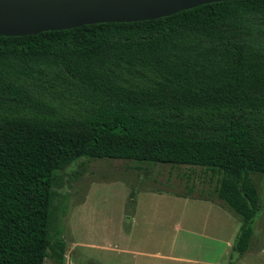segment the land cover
Returning <instances> with one entry per match:
<instances>
[{
  "label": "trees",
  "instance_id": "obj_1",
  "mask_svg": "<svg viewBox=\"0 0 264 264\" xmlns=\"http://www.w3.org/2000/svg\"><path fill=\"white\" fill-rule=\"evenodd\" d=\"M82 158L211 172L244 256L262 207L264 0L0 36V264L65 263L55 188Z\"/></svg>",
  "mask_w": 264,
  "mask_h": 264
},
{
  "label": "rangeland",
  "instance_id": "obj_2",
  "mask_svg": "<svg viewBox=\"0 0 264 264\" xmlns=\"http://www.w3.org/2000/svg\"><path fill=\"white\" fill-rule=\"evenodd\" d=\"M59 176L51 234L67 243L64 264H264V173L252 174L262 207L244 256L241 219L201 167L82 158Z\"/></svg>",
  "mask_w": 264,
  "mask_h": 264
},
{
  "label": "water",
  "instance_id": "obj_3",
  "mask_svg": "<svg viewBox=\"0 0 264 264\" xmlns=\"http://www.w3.org/2000/svg\"><path fill=\"white\" fill-rule=\"evenodd\" d=\"M225 1L232 0H0V36L149 21Z\"/></svg>",
  "mask_w": 264,
  "mask_h": 264
},
{
  "label": "crops",
  "instance_id": "obj_4",
  "mask_svg": "<svg viewBox=\"0 0 264 264\" xmlns=\"http://www.w3.org/2000/svg\"><path fill=\"white\" fill-rule=\"evenodd\" d=\"M216 198H217V196H216ZM218 199V198H217ZM201 201H204V200H201ZM218 201H220V200H218ZM207 202V201H206ZM258 215H259V213H258ZM257 215V216H258ZM128 232V231H127ZM126 234V233H125ZM253 234H254V229H253ZM252 238H253V235H252ZM251 238V242H250V245L252 244V242L254 243V239H255V237H254V239H252ZM218 239H220V237H217V236H215V240H218ZM221 240V239H220ZM253 247V246H252ZM249 249H250V246H249ZM248 249V252H247V254H249L250 252H251V250H252V248L249 250ZM259 249H260V247H259ZM122 252L124 251V252H126V249L125 250H123V249H120ZM257 253H259V251H257ZM256 255V254H255Z\"/></svg>",
  "mask_w": 264,
  "mask_h": 264
}]
</instances>
